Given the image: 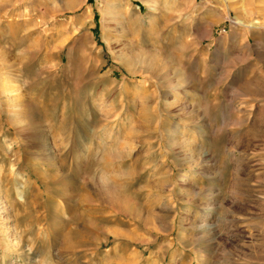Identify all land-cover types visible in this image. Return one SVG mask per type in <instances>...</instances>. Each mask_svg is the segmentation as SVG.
I'll return each instance as SVG.
<instances>
[{
	"label": "rangeland",
	"instance_id": "1",
	"mask_svg": "<svg viewBox=\"0 0 264 264\" xmlns=\"http://www.w3.org/2000/svg\"><path fill=\"white\" fill-rule=\"evenodd\" d=\"M0 264H264V0H0Z\"/></svg>",
	"mask_w": 264,
	"mask_h": 264
},
{
	"label": "bare ground",
	"instance_id": "2",
	"mask_svg": "<svg viewBox=\"0 0 264 264\" xmlns=\"http://www.w3.org/2000/svg\"><path fill=\"white\" fill-rule=\"evenodd\" d=\"M17 114V108H13V110L11 111V115H10V117H13L14 115H16ZM128 122H130V119L128 120ZM50 147L49 146H46V149H45V151L43 152V155H47V154H50ZM42 155V156H43ZM41 158V157H40ZM21 196H19V198H20ZM49 206V205H48ZM47 207V206H46ZM51 207V206H50ZM47 211V210H46ZM2 220V219H1ZM9 230V229H8ZM4 233V232H3ZM3 237L4 238H7V235L4 233L3 234ZM2 237V238H3ZM3 238V239H4ZM10 242V241H9ZM8 243V242H7ZM4 245V244H3Z\"/></svg>",
	"mask_w": 264,
	"mask_h": 264
}]
</instances>
